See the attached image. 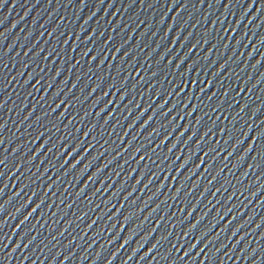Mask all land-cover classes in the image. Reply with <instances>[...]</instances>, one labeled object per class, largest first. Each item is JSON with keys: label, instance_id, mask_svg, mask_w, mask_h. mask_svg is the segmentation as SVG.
Here are the masks:
<instances>
[{"label": "water", "instance_id": "water-1", "mask_svg": "<svg viewBox=\"0 0 264 264\" xmlns=\"http://www.w3.org/2000/svg\"><path fill=\"white\" fill-rule=\"evenodd\" d=\"M0 264H264V0H0Z\"/></svg>", "mask_w": 264, "mask_h": 264}]
</instances>
